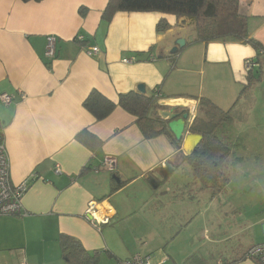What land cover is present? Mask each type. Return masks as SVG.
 <instances>
[{"label": "crops", "instance_id": "0c3cea01", "mask_svg": "<svg viewBox=\"0 0 264 264\" xmlns=\"http://www.w3.org/2000/svg\"><path fill=\"white\" fill-rule=\"evenodd\" d=\"M239 1L250 37L264 48V0ZM107 2L0 0V96L12 97L10 104L0 100V136L12 185L27 184L25 215L0 217V264H67L60 236L98 253L97 264L134 255L152 264H257L239 258L264 244V212L220 207L211 237L207 227H192L212 209L197 204L209 188L185 161L200 99L233 110L245 95L246 63L257 67L256 52L232 42L196 43L193 22L168 14L118 12L103 24ZM160 21L169 29L158 34ZM48 36L57 38L53 60L44 55ZM89 47L98 55H87ZM140 86L146 94L160 92L155 98L166 107L160 112L187 115L179 150L163 135L146 140L120 107L100 122L83 108L92 90L117 104L120 94ZM83 131L103 142L96 153L76 140ZM107 156L117 160L112 173L102 166ZM92 201L109 224L96 229L84 218ZM189 228L195 232L176 243ZM214 245L223 247L211 254Z\"/></svg>", "mask_w": 264, "mask_h": 264}, {"label": "trees", "instance_id": "16d2710c", "mask_svg": "<svg viewBox=\"0 0 264 264\" xmlns=\"http://www.w3.org/2000/svg\"><path fill=\"white\" fill-rule=\"evenodd\" d=\"M22 2H40L42 0H20ZM80 14L85 15L81 9ZM118 12L125 13H162L176 18H187L194 24L195 42L209 44L213 42H232L251 47L256 52V69L247 74V85L244 93L261 78V68L264 64L263 46L250 37L249 18L241 12L239 0H108L102 12L101 22L108 24ZM169 26L160 21L156 26L158 34L164 33ZM116 107L135 117L136 125L146 140L165 136L176 150L181 142L174 139L168 129V120L163 119L159 112L166 109L161 106L153 93L146 94L131 91L120 94L117 104L103 97L96 90H92L83 102V108L90 113L97 122L106 119ZM200 115H197L188 132L200 136L202 139L197 147L185 157L192 173L204 188L221 192L227 185L228 179L222 173V166L230 155V149L222 136L224 127L232 121L231 110L223 111L206 99H200ZM181 113L180 115H184ZM92 153L102 147L103 142L95 136L83 131L76 136ZM59 246L62 258L67 264H97L99 254L86 253L80 244L67 236H60ZM250 248L243 251L239 261L246 259Z\"/></svg>", "mask_w": 264, "mask_h": 264}, {"label": "rangeland", "instance_id": "374dc122", "mask_svg": "<svg viewBox=\"0 0 264 264\" xmlns=\"http://www.w3.org/2000/svg\"><path fill=\"white\" fill-rule=\"evenodd\" d=\"M257 72L258 69L255 68L253 76H256ZM231 118L232 121L224 127L225 134L222 136L230 149V155L221 169L228 183L221 192L209 189L206 195L199 197L197 204H206L212 210L200 214L192 226L196 229L207 227L205 235L208 237H211L214 233L212 230H216L221 224L214 222L217 208L227 207L241 211L244 208L248 215L264 212V64L260 80L245 92L232 110ZM190 231L195 232L189 228L188 232L180 233L176 243L182 240L185 242L184 237H187ZM194 241L195 244H202L197 239ZM203 247L198 246V250ZM210 247V253L214 254L213 250L223 246ZM205 249L207 250L206 246ZM176 264L183 263L177 260Z\"/></svg>", "mask_w": 264, "mask_h": 264}, {"label": "built area", "instance_id": "2783aa9c", "mask_svg": "<svg viewBox=\"0 0 264 264\" xmlns=\"http://www.w3.org/2000/svg\"><path fill=\"white\" fill-rule=\"evenodd\" d=\"M77 40L81 41L82 38L78 37ZM57 38L54 36H48L46 38L45 45V57L53 60L56 56ZM87 55L97 56L99 53L98 48L89 47L86 50ZM124 62H129L125 60ZM253 68V65L249 62L246 63V70L249 71ZM155 97L160 99L161 94L159 91L155 92ZM0 100L3 104H10L12 97L2 94ZM103 169L107 172H114L117 167V160L114 157L107 156L103 160ZM56 175L60 174L58 167L54 170ZM27 190V184L25 182L18 185H12L10 181V169L9 160L6 151L4 139L0 136V217L2 216H23L25 215L22 207V198ZM97 204L90 202L84 213V218L91 223L96 229L100 225H107L110 221V216L105 215L104 217L97 216ZM246 259L254 260L257 264H264V244H258L252 246L247 254ZM121 264H152L148 257H142L140 255H134L129 259L121 262ZM157 264H164L160 262Z\"/></svg>", "mask_w": 264, "mask_h": 264}, {"label": "water", "instance_id": "95a60500", "mask_svg": "<svg viewBox=\"0 0 264 264\" xmlns=\"http://www.w3.org/2000/svg\"><path fill=\"white\" fill-rule=\"evenodd\" d=\"M177 45H179L180 47H182L184 45L183 41H178ZM174 51H176V49H174ZM138 91L140 93H144V89L143 87H139ZM160 116L165 119L168 120V129L170 131V133L172 134V136L174 137V139L178 142L182 141V137L184 135L185 132V122L187 120V115H180L179 113H174L173 111H165V112H160ZM193 141H192V149L190 150V153L197 147V145L200 143L201 141V137L200 136H193Z\"/></svg>", "mask_w": 264, "mask_h": 264}, {"label": "bare ground", "instance_id": "6f19581e", "mask_svg": "<svg viewBox=\"0 0 264 264\" xmlns=\"http://www.w3.org/2000/svg\"><path fill=\"white\" fill-rule=\"evenodd\" d=\"M193 139H194V138H193V137H191V140H192V141H193Z\"/></svg>", "mask_w": 264, "mask_h": 264}]
</instances>
